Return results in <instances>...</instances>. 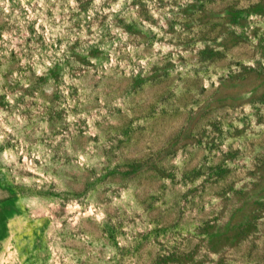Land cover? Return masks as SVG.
Instances as JSON below:
<instances>
[{"label":"rangeland","instance_id":"1","mask_svg":"<svg viewBox=\"0 0 264 264\" xmlns=\"http://www.w3.org/2000/svg\"><path fill=\"white\" fill-rule=\"evenodd\" d=\"M0 264H264V0H0Z\"/></svg>","mask_w":264,"mask_h":264}]
</instances>
